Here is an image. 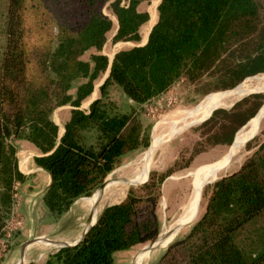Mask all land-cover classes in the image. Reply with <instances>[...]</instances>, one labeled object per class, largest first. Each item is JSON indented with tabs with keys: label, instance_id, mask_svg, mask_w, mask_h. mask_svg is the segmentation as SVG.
I'll list each match as a JSON object with an SVG mask.
<instances>
[{
	"label": "trees",
	"instance_id": "16d2710c",
	"mask_svg": "<svg viewBox=\"0 0 264 264\" xmlns=\"http://www.w3.org/2000/svg\"><path fill=\"white\" fill-rule=\"evenodd\" d=\"M145 1L8 0L0 55V237L15 186L25 180L15 140L39 150L34 162L51 177L42 202L47 217L58 219L75 200L91 196L123 156L150 145L139 106L182 80L206 94L232 90L264 72V0H160L141 44L140 29L149 20L139 9ZM104 7L117 22L112 42L135 43L111 62L102 53L113 29ZM108 70L98 96L81 108ZM112 86L134 104L127 111L111 98ZM263 103L258 92L228 109L214 108L197 127L201 143L231 145ZM65 105L70 116L60 134L52 114ZM171 169L150 170L145 182L100 211L79 242L60 247L44 264H114L115 253L154 240L161 184ZM202 198L204 208L187 234L149 264H264V139Z\"/></svg>",
	"mask_w": 264,
	"mask_h": 264
},
{
	"label": "rangeland",
	"instance_id": "374dc122",
	"mask_svg": "<svg viewBox=\"0 0 264 264\" xmlns=\"http://www.w3.org/2000/svg\"><path fill=\"white\" fill-rule=\"evenodd\" d=\"M7 2L8 0H0V55L5 42L4 27ZM159 2L160 0H150L142 2L139 6L140 10H146L149 13V20L140 29L141 44L147 39L145 36L149 29V23L151 24L153 21L154 24L156 22L157 6ZM103 12L108 15L113 22V29L108 33V39L102 48V53L107 55L108 59L110 60L115 52L134 46L135 43L130 41L112 42L111 38L115 34L117 27L116 18L107 7H104ZM83 57L87 58L88 54H85ZM261 74H264V72L249 76L243 81H246V83L250 82V84L257 86L261 81L257 80L255 77L261 76ZM102 79L96 81L93 93L87 100L83 102L81 108H87L89 102L98 96L97 88L102 82ZM203 90L204 89H202L200 86L191 85L182 80L173 84L166 92L157 98L139 106L138 110H140L143 125L149 134L150 143L152 142V148L148 150V146L145 149L129 152L122 157L120 164L105 178L106 181L110 179L111 181H114L118 178L132 175L136 167L142 163V157L145 153L148 155L146 158L151 159L150 170L164 172L169 168H173L171 170L174 171L161 184V197L158 206V213L161 220L159 234L172 228L176 219L181 214L183 206H187L192 199L194 192L193 178L196 170L213 164L214 162L224 158L232 151L235 145L234 143L236 138H234L233 144L231 143L232 147L231 145H216L206 147L205 143H201L202 139L197 127L206 120L205 118H207L214 109L212 108L210 109L211 111L209 110L202 117H200L196 124L189 126L187 129L181 130V132L179 131L180 133H175V135H173L170 140L166 141L167 143L164 142L155 150L156 146L153 145L151 138L153 137L154 139L155 132L158 131V128L163 125L165 121L181 117L184 113L189 112L192 108L194 109L196 106H199L200 103L210 94L221 91L211 90L208 93L203 94ZM74 91L75 87L70 90L71 93H74ZM256 91L264 92V88L258 89ZM251 93L257 92L253 91ZM110 95L111 98L118 103L120 110L122 111H127L131 105H134L116 86H112L110 88ZM247 95L236 99V101H233V103L228 107L215 108L228 109L235 102L241 100ZM262 107L264 108V103L259 108L254 117L260 112L261 109L263 110ZM70 109L71 107L69 105L61 106L57 108L52 114L53 120L59 126L60 133L63 130L64 123L67 121L65 119L66 115L70 114ZM254 117L252 118L254 119ZM251 119L242 128H248ZM255 130L256 131L252 132L246 138L244 144L239 149L240 151H237L238 153L236 152L233 154L226 164L223 163L218 166V172L216 176L209 179L201 186L199 205L197 206L195 215L190 220V225H188L185 229L178 231V233L169 243L187 234L193 222L199 217L205 204V199L202 198V192L204 189H206L215 180L221 178L222 176L236 171L244 162V160L252 154L257 143L264 139V117L261 120L259 127ZM199 142L201 144H198ZM248 142L250 143L249 148L246 146ZM14 144H16V140L14 141ZM203 148H205V150L194 155V157L191 156L195 150ZM190 157H192V159L190 162H188ZM176 160H178L179 166H187L177 169L178 166L173 165ZM223 161L224 160H222V162ZM150 170L136 173V175L132 178L130 185L124 187V190L121 192L119 190L121 186L118 185L114 188H111V190L106 191L105 193H101L100 199L96 205V211L99 209L97 211V215L105 206L115 204L123 200L131 186L136 187L142 184L136 183L140 182L145 177L147 172H150ZM33 185L35 184L27 182L23 185L15 186L13 205L10 215L4 226V233L5 229L7 230V227H9V229H11L9 232L10 234L9 236L4 235L3 237H0V264H44L48 255L58 250L62 245L74 244V242L82 235L84 229L90 223L93 208L89 206V200H86V202L84 199H82L83 197L76 200L68 213L56 219L55 222H51L50 219L45 215L39 200L34 199V196H31V193L39 189V186L41 187L43 184H40L36 187ZM111 185H114V183L112 182ZM95 191L91 196L88 197L92 198L95 195ZM42 205L46 210L43 202ZM194 208L192 212L194 211ZM192 212L188 215V217L192 214ZM97 215L94 218H96ZM172 237L173 234L169 235L165 244H167ZM151 243L152 241H147L128 250L117 252L114 256V264H141L142 260H144V257L139 258V260L138 257L144 252L148 253V257L143 261L142 264H149L157 260L169 244H164L165 246L163 247H160L159 245L150 247Z\"/></svg>",
	"mask_w": 264,
	"mask_h": 264
},
{
	"label": "bare ground",
	"instance_id": "6f19581e",
	"mask_svg": "<svg viewBox=\"0 0 264 264\" xmlns=\"http://www.w3.org/2000/svg\"><path fill=\"white\" fill-rule=\"evenodd\" d=\"M152 24H153V21L151 22V24L149 23V29L152 26ZM149 29H148V32H149ZM148 32H146V36H145L146 38H147ZM255 78L257 80L261 81L260 83H258L257 86L250 84V82L246 83V81H245L244 83L240 84L239 86L235 87L232 90L224 91V92H217V93H213V94L209 95L207 98H205L202 101V103L199 106H196L194 109L192 108L193 110L191 109L189 112L184 113L179 118H174V119H170V120L167 119L168 121L164 122V124L160 128V131L159 132L156 131L154 134V139L158 143V146H160L161 144H163L164 142L169 140V135H170L169 131L171 132V134L178 133L179 131L181 132V130L187 129L189 126L196 124L197 121L200 119V117H202L210 109L215 108V107H228L233 103V101H236V99H239L240 97L251 93L255 88H264V74H261V76H256ZM263 117H264V108L257 117H255L254 119H252L250 121V125L248 128L244 127L238 131V133L236 135L235 145H234L232 151L224 157V158H227V156L230 155L227 159L224 160V158H222V159L214 162L213 164L207 165L203 168H199L196 170V172L194 174V178H193L194 179L193 182L195 185L194 186V192H193V197L188 204L189 208L191 206H193V208H194L196 203L199 201L201 186L205 182H207L209 179L216 176V174L218 172V166L223 164V163L226 164V162L229 161L231 156L233 154H235L242 147L246 138L252 132L256 131L255 129H257L259 127L260 122L263 119ZM159 135H160V137H158ZM157 137H158V140H157ZM151 141H153V137L151 138ZM153 143H154V141H153ZM151 146H152V142L150 143L148 150L151 149ZM231 147H232V145H231ZM222 160H224V161L222 162ZM150 166H151V163H143L142 162L139 166L136 167V169L134 171H137L141 168L150 169ZM148 172L145 175V177L140 182H138L136 184L144 182L147 178ZM135 175H133L132 178ZM132 178H131V180H132ZM116 180H117V184L121 186L119 188V190L121 192L124 190L123 188L128 185L129 176L123 177V178H118ZM131 180H130V182H131ZM136 184H131V185H136ZM114 187H116V184L109 185L108 190H111V188H114ZM108 190H106V191H108ZM106 191H104L102 193H105ZM98 194H100V193H98ZM98 194L89 200V203H91L92 207H94L92 209V218H94L97 215V213H98L97 211L99 210V209H97V211H96V207H97L96 205L100 199L98 197L99 196ZM87 227H88V225H87ZM166 237H167V235L164 237L163 242L165 241Z\"/></svg>",
	"mask_w": 264,
	"mask_h": 264
},
{
	"label": "crops",
	"instance_id": "0c3cea01",
	"mask_svg": "<svg viewBox=\"0 0 264 264\" xmlns=\"http://www.w3.org/2000/svg\"><path fill=\"white\" fill-rule=\"evenodd\" d=\"M145 42V41H144ZM143 42V43H144ZM94 100V99H92ZM92 100L90 102H92ZM89 102V103H90ZM70 114H67L66 115V120H68ZM162 127V125L158 128V131H160V128ZM64 131V128L63 130L61 131L60 134H62ZM170 134V135H169ZM169 140L173 137V135L175 134H171V132L169 131ZM160 137V135L158 136ZM158 137H157V140H158ZM154 143L153 145H155V150L159 147L158 146V143L155 141V139H153ZM16 147H17V158H18V168L19 170L25 175V180L22 182V183H18L17 185H23L27 182H31V184H35L33 186H39L40 184H43L41 187L39 186V189H37L36 191H34L33 193H31L32 195L31 196H34L33 198L34 199H38L39 200V203L41 204L44 212H45V215H46V210L44 209L43 205H42V196L44 194V192L46 191V189L48 188L50 182H51V177H50V174L44 170L43 168H41L40 166H38L35 162H34V157L35 156H38L39 155V150L33 145L31 144L30 142L26 141V140H23V139H17L16 140ZM152 148V147H151ZM154 150V151H155ZM153 151V153H154ZM148 155H146V153L144 154V156L142 157V162L143 163H151V159L150 158H146ZM153 156V155H152ZM230 156V155H229ZM227 156V158L229 157ZM225 158V159H227ZM224 159V160H225ZM146 170H150V169H139L137 171H134L132 173V175L129 176V181H128V185H130V180L132 178L133 175H135L136 173L140 172V171H146ZM42 180V181H41ZM115 181V182H114ZM114 181H111L108 180L107 184L105 185V187L103 188V190L100 192V194H98L99 192H95L94 196H96L97 194L99 195L98 197L100 198L101 196V193L108 190L109 189V185L112 184V182L114 184H116V186H118L117 184V180H114ZM195 186V185H194ZM107 187V188H106ZM93 196V197H94ZM92 197V198H93ZM82 198V197H81ZM91 197H83L82 199H84V201L86 200H90L92 199ZM80 199V198H79ZM78 200V199H77ZM198 201V200H197ZM76 202V200L73 202V204ZM87 202V201H86ZM72 204V205H73ZM88 204L90 207H92V204L89 203L88 201ZM71 205V207H72ZM199 205V201L196 203V206L194 208V211L192 212L193 210V206H191L190 208L187 206H183V209H182V212L181 214L178 216V218L176 219L174 225L172 226L171 229H168L164 232L161 233V239L159 241V246L160 247H163L165 245H167L173 238L174 236L178 233V231H181L182 229H185L188 225H190V220L191 218L195 215L196 213V210H197V206ZM71 207L64 213H68L70 210H71ZM94 208V207H92ZM192 212V214L188 217V215ZM63 214V215H64ZM62 215V216H63ZM47 216V215H46ZM61 216V217H62ZM98 216V215H97ZM188 217V218H187ZM60 218V217H59ZM97 218V217H96ZM96 218H92L91 217V221L90 223L88 224V227L96 220ZM51 222H55L56 219H51L49 218ZM86 227L82 233V235L84 234L85 230L88 228ZM167 233V234H166ZM167 235V237L169 235H172L173 234V237L168 241L167 244H165L167 242V237L165 238V242H163V239L164 237ZM82 235L74 242L76 243L81 237ZM165 244V245H164ZM116 254V253H115ZM148 253L147 252H144L142 253L139 257H138V260L139 258L141 257H144V260H146V258L148 257L147 256ZM141 262V264L143 263V261Z\"/></svg>",
	"mask_w": 264,
	"mask_h": 264
},
{
	"label": "water",
	"instance_id": "95a60500",
	"mask_svg": "<svg viewBox=\"0 0 264 264\" xmlns=\"http://www.w3.org/2000/svg\"><path fill=\"white\" fill-rule=\"evenodd\" d=\"M149 32H150V30H149ZM149 32H148V34H149ZM147 37H148V36H147ZM146 40H147V39H146ZM145 42H146V41H145ZM145 42H144V43H145ZM144 43H142V44H144ZM112 58H113V57H112ZM112 58L110 59V62L112 61ZM108 73H109V70H108L107 73L105 74V76H104V78L102 79V82H101L100 84H102V83L104 82V80H105L106 77L108 76ZM255 92L258 93V92H261V91H255ZM215 109H216V108H215ZM213 110H214V109H213ZM213 110H212V111H213ZM212 111H211V113H212ZM211 113H210V114H211ZM210 114H209V116H210ZM209 116H208V117H209ZM208 117H207V118H208ZM207 118H205V119H207ZM205 119H204V120H205ZM202 121H203V120H202ZM251 137H252V136H251ZM251 137H250V138H251ZM232 142H233V141H232ZM146 180H147V179H146ZM146 180H145V181H146ZM145 181H144V182H145ZM107 182H108V181L104 180V182L99 186V188H98L95 192H99V193H100V192L103 190V188L105 187V185L107 184ZM96 219H97V218H96ZM95 222H96V220H95V221H94V222H93V223H92V224H91V225L85 230L84 234L88 231V229H89V228H90ZM84 234L82 235V237L84 236ZM82 237H81V238H82ZM161 237H162L161 234H158L154 240H151L152 243H151L150 247H154V246L159 245V241H160ZM81 238H80L77 242H79V241L81 240ZM77 242H76V243H77ZM76 243H74V244H64V245H62L61 247H63V246H67V245H68V246H69V245H70V246H71V245H75Z\"/></svg>",
	"mask_w": 264,
	"mask_h": 264
},
{
	"label": "built area",
	"instance_id": "2783aa9c",
	"mask_svg": "<svg viewBox=\"0 0 264 264\" xmlns=\"http://www.w3.org/2000/svg\"><path fill=\"white\" fill-rule=\"evenodd\" d=\"M10 230H11V229H9V227H7V230L5 229V233H4V235H5V236H9V234H10V233H9Z\"/></svg>",
	"mask_w": 264,
	"mask_h": 264
}]
</instances>
